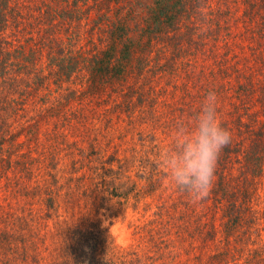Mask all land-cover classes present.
<instances>
[{
    "label": "rangeland",
    "instance_id": "374dc122",
    "mask_svg": "<svg viewBox=\"0 0 264 264\" xmlns=\"http://www.w3.org/2000/svg\"><path fill=\"white\" fill-rule=\"evenodd\" d=\"M197 3L202 11L193 16L192 33L155 48L145 74L127 80L126 95L113 94L106 103L85 96L61 120L51 114L43 123L41 142L31 148L35 170L42 181L57 168L62 195V218L54 215L50 228L64 219L90 218L143 264H259L250 253L264 251V175L246 196L234 152L225 183L241 191L232 192L241 205L215 202L211 194L193 204L169 186L158 164L173 126L198 110L209 91L216 92L219 119L232 135L226 148L241 150L245 162V151L264 143V0ZM244 121L247 129H240ZM218 168L217 162L215 181ZM97 172L129 200L103 191L94 195L90 175ZM38 222L47 223V216Z\"/></svg>",
    "mask_w": 264,
    "mask_h": 264
},
{
    "label": "trees",
    "instance_id": "16d2710c",
    "mask_svg": "<svg viewBox=\"0 0 264 264\" xmlns=\"http://www.w3.org/2000/svg\"><path fill=\"white\" fill-rule=\"evenodd\" d=\"M198 3L0 0V264H143L119 249L108 231L90 218L64 219L50 228L54 215L62 218L59 173L55 168V174L49 172L40 181L31 148L41 142L42 125L54 118L51 114L61 120L63 112L85 96L106 103L114 101L113 94L126 95L127 80L145 74L155 48L192 33L193 16L202 11ZM238 127L247 129L245 121ZM234 152L248 184L246 196L251 197L253 183L264 175V143L245 151V162L239 158L241 150L225 148L211 195L215 202L227 200L229 207L241 205L232 193L241 191L229 190L225 183L224 170ZM90 179L94 195L103 191L129 200L99 172ZM101 185L108 187L101 190ZM192 213L198 214L195 209ZM42 216L47 223L38 222ZM250 255L251 262H264L261 248Z\"/></svg>",
    "mask_w": 264,
    "mask_h": 264
},
{
    "label": "clouds",
    "instance_id": "9594fccd",
    "mask_svg": "<svg viewBox=\"0 0 264 264\" xmlns=\"http://www.w3.org/2000/svg\"><path fill=\"white\" fill-rule=\"evenodd\" d=\"M219 99L209 91L198 110L180 119L170 132V143L158 153L163 179L193 204L212 192L218 159L232 140L218 115Z\"/></svg>",
    "mask_w": 264,
    "mask_h": 264
}]
</instances>
